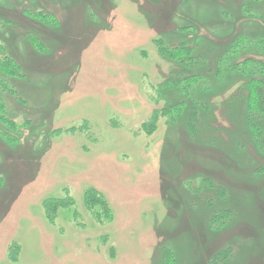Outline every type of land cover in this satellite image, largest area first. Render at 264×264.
I'll list each match as a JSON object with an SVG mask.
<instances>
[{
    "label": "rangeland",
    "instance_id": "1",
    "mask_svg": "<svg viewBox=\"0 0 264 264\" xmlns=\"http://www.w3.org/2000/svg\"><path fill=\"white\" fill-rule=\"evenodd\" d=\"M241 3L0 0V43L26 77L6 93L19 143L0 130V264H264V141L229 105L244 76L186 97L165 82L202 66L173 75L157 45H195L223 69L229 43L264 38V14ZM67 196L53 215L46 199Z\"/></svg>",
    "mask_w": 264,
    "mask_h": 264
},
{
    "label": "trees",
    "instance_id": "2",
    "mask_svg": "<svg viewBox=\"0 0 264 264\" xmlns=\"http://www.w3.org/2000/svg\"><path fill=\"white\" fill-rule=\"evenodd\" d=\"M24 8L31 11L25 5ZM241 9L242 11L244 10L250 13V15H248L250 17L257 15V13L258 16H262L264 14V0H242ZM41 12L42 11H39L33 18L37 21L43 20ZM186 28L189 29L190 27ZM248 39L250 38L243 36L229 43L223 49L219 58V60L222 61L221 64L224 65L223 69L220 64L217 68H213L209 66L210 62H207L206 59L203 61L201 58L203 54L197 51L195 45L186 42L179 43L172 40L166 41L163 37L157 39V45L159 55L177 64L178 68L176 70L171 69L173 75L179 68H192L199 64L202 66L203 71H198L183 77H175L174 75V77H169L168 81L165 82L170 86L179 87L186 97H189L191 90L196 86H200L204 90L209 89L212 82L224 77L223 74L227 69L228 72L240 73L243 75L244 78L236 87L233 96L230 97L231 101H229V105L241 112V116L250 134L256 139V141L254 140L255 143L261 145L263 144L261 141H264V38L256 40L254 43H250ZM37 46L41 47V43L39 42ZM25 78L23 65L10 53H7L5 46L0 43V130H4V128H1L3 125L2 122L8 126V128H6L7 130H4L5 132L3 133L7 136L10 144L19 143L18 134L12 132L15 130L21 131L24 129L25 124L22 123L21 125H17L15 121L16 117L9 114L6 95L15 96L17 94L16 92H18L16 85L17 81H21ZM193 98L194 97H192L191 100H193ZM184 104V101L177 104L175 108L176 112H180ZM194 112L193 109L191 117ZM190 127L191 125L189 124V128ZM1 182L2 180L0 178V183ZM84 196H86L85 201L87 202L88 208L96 214L97 218L104 221L110 219L113 215V211L107 202L106 196L102 192L98 191L96 188H90L86 191ZM47 202L49 203L48 208L50 212L55 215V211H57L58 208H62L63 206L68 207L69 204L71 205V203H73V199L70 196L52 197L47 198L46 203ZM95 208L99 210L95 211ZM221 258L223 259L224 256ZM173 260V257H170L169 263L167 264H173Z\"/></svg>",
    "mask_w": 264,
    "mask_h": 264
},
{
    "label": "bare ground",
    "instance_id": "3",
    "mask_svg": "<svg viewBox=\"0 0 264 264\" xmlns=\"http://www.w3.org/2000/svg\"><path fill=\"white\" fill-rule=\"evenodd\" d=\"M167 262V261H166ZM168 263V262H167Z\"/></svg>",
    "mask_w": 264,
    "mask_h": 264
}]
</instances>
